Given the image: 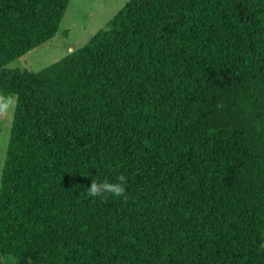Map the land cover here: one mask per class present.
<instances>
[{"label":"trees","instance_id":"16d2710c","mask_svg":"<svg viewBox=\"0 0 264 264\" xmlns=\"http://www.w3.org/2000/svg\"><path fill=\"white\" fill-rule=\"evenodd\" d=\"M70 1L0 0V261L264 264V0H129L49 67L7 69Z\"/></svg>","mask_w":264,"mask_h":264},{"label":"rangeland","instance_id":"374dc122","mask_svg":"<svg viewBox=\"0 0 264 264\" xmlns=\"http://www.w3.org/2000/svg\"><path fill=\"white\" fill-rule=\"evenodd\" d=\"M129 0H71L56 36L24 57L9 63L7 69L39 72L87 44L100 30L106 29ZM3 109L0 124V186L17 98ZM1 101V92H0ZM0 264H17L13 256L3 255Z\"/></svg>","mask_w":264,"mask_h":264},{"label":"clouds","instance_id":"9594fccd","mask_svg":"<svg viewBox=\"0 0 264 264\" xmlns=\"http://www.w3.org/2000/svg\"><path fill=\"white\" fill-rule=\"evenodd\" d=\"M5 102L0 103V109L10 107L14 97L4 98ZM88 194L92 197H103L111 194L113 196H121L125 192L124 177L118 176L115 180L105 181L99 178H92L90 187H87Z\"/></svg>","mask_w":264,"mask_h":264}]
</instances>
